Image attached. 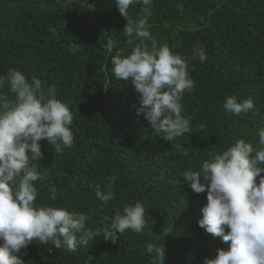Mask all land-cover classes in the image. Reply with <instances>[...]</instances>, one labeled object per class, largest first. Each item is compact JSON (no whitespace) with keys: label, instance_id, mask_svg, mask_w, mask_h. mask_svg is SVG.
Masks as SVG:
<instances>
[{"label":"trees","instance_id":"obj_1","mask_svg":"<svg viewBox=\"0 0 264 264\" xmlns=\"http://www.w3.org/2000/svg\"><path fill=\"white\" fill-rule=\"evenodd\" d=\"M114 2L0 0V75L16 69L29 80L40 79L44 90L54 88L73 113L70 148L57 154L46 140L40 142L43 158L34 163L43 179L34 182L36 202L82 211L89 217L86 226L100 233L73 253L33 241L22 249L25 264H85L89 257L91 264H150L146 245L154 241L166 247L164 264H202L218 248L228 247L198 225L206 193H194L183 172L198 169L211 153L238 139L259 145L258 131L264 127V0H153L148 23L157 47L168 44L188 57L196 44L206 50L204 62H191L195 87L181 101L193 133L171 142L138 115L139 93L131 78L111 75L109 57L128 55L140 43L135 34L123 35L127 20ZM142 8L131 6L129 16L139 18ZM109 40L113 53L107 55ZM145 44L151 49V41ZM0 94L15 99L7 86ZM229 95L251 97L255 111L239 116L226 112L222 105ZM177 143L188 149L187 156ZM111 176L117 177L115 196L104 204L95 188L106 190ZM50 184L57 189L54 202ZM136 201L148 210L144 230H126L115 244L105 241L111 218ZM171 224L172 232L162 233Z\"/></svg>","mask_w":264,"mask_h":264},{"label":"clouds","instance_id":"obj_2","mask_svg":"<svg viewBox=\"0 0 264 264\" xmlns=\"http://www.w3.org/2000/svg\"><path fill=\"white\" fill-rule=\"evenodd\" d=\"M114 3L127 20L123 35L135 34L140 43L128 55L117 52L109 57L111 75L118 80L131 78L139 93L137 113L156 135L168 142L186 133L190 135L191 118L182 115L181 101L185 93L194 90L189 68L193 60H206L205 48L194 45L188 57L174 52L168 44L157 47L148 23L153 0H115ZM136 4L143 5V15L132 19L128 10ZM146 40L151 41V49ZM106 52L113 53L111 40ZM5 86L15 99L8 101L0 94V264H25L21 257L27 252L22 249L37 240L43 245L76 252L78 245L87 246L100 233L86 226L89 217L82 211H70L54 203L38 204L39 192L34 184L43 179L34 163L43 158L40 142L46 140L57 154L73 145L70 127L73 113L57 98L54 88L45 91L40 79L29 80L19 70L9 69L0 75V90ZM222 106L237 116L255 111L251 97L241 100L229 95ZM203 129L204 125H200V130ZM258 135L256 147L252 142L238 139L225 150L211 153L198 169L183 172L185 184L194 193H206L198 225L228 245L227 249L218 248L215 257H205L202 264H264V127ZM176 148L183 156L188 155V149L179 143ZM116 179V176L108 178L106 190L96 186L99 201L107 204L114 199L112 185ZM49 189V199L54 202L57 189L51 184ZM146 211L140 201L125 205L111 218L103 239L115 244L126 230L141 233L147 223ZM173 229L174 224L167 225L162 233H171ZM146 252L151 257L150 264H164V243L163 246L155 241L148 243ZM91 259L85 264H91Z\"/></svg>","mask_w":264,"mask_h":264}]
</instances>
